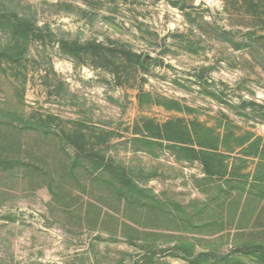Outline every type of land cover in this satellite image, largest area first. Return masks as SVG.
Instances as JSON below:
<instances>
[{
  "label": "rangeland",
  "instance_id": "obj_1",
  "mask_svg": "<svg viewBox=\"0 0 264 264\" xmlns=\"http://www.w3.org/2000/svg\"><path fill=\"white\" fill-rule=\"evenodd\" d=\"M254 1L0 0V155L40 169L0 165V264H264V0ZM16 15L31 33L14 30ZM69 161L113 163L160 210L126 215L98 197L102 224H86ZM50 183L80 199L50 212Z\"/></svg>",
  "mask_w": 264,
  "mask_h": 264
},
{
  "label": "trees",
  "instance_id": "obj_2",
  "mask_svg": "<svg viewBox=\"0 0 264 264\" xmlns=\"http://www.w3.org/2000/svg\"><path fill=\"white\" fill-rule=\"evenodd\" d=\"M228 1V0H227ZM230 1V0H229ZM236 3L240 6L246 5L248 8H257V4L254 0H235ZM4 16V15H3ZM254 18H257L255 16ZM258 19V18H257ZM11 25L13 26L15 31H21L23 33L29 34L32 32V24L28 18L25 17H18L16 15L15 17H12ZM19 44H11L5 51L6 54L10 56L11 61H18L19 58H11V55H15L16 57L22 53V50L15 51V48H17ZM62 47H67V44L65 42H62ZM99 48H102V46H97ZM14 54H10L13 53ZM125 52V51H124ZM16 53V54H15ZM22 55V54H21ZM128 59L129 61L139 66L140 68H147V65L145 63V56L142 54H137L133 52L132 50L127 51ZM0 119V124H2ZM30 128H36L35 124L29 123ZM21 125L25 126V123L21 122ZM8 128L11 129V131L16 133L19 129V124H8ZM48 131V130H47ZM6 150H11L15 144L9 143L5 145ZM14 149V148H13ZM21 149V148H20ZM80 158L77 157V161ZM69 165L67 166V172L69 173V176L71 178H74L75 181H78L80 183L81 192H84L86 197L89 199L88 203L84 205L85 209H82V212L80 213V217L83 218L82 220L85 221L86 224H95L98 227L102 224L101 216L100 215H94L93 210L98 209V206L95 205V202L98 201V197H104L105 199L109 201H114V198H117V205H118V211L122 214H126L129 212L132 208H138L140 210H144L146 208H155L156 210H160L161 203L156 199L153 201L155 205L147 204V191L142 188L140 185H138L132 178H130L126 171L123 169L113 170L111 167L113 166V163L105 164V162H99L97 163V166L95 169L90 170L89 167H81L79 163L77 162H71L69 161ZM0 165L5 166H14V165H23L26 167L27 170L33 169L36 171H40L38 167V163L32 159L27 160H21L18 157H15L12 154H8L7 156L0 155ZM113 168V167H112ZM112 170L110 173V176L107 177V171ZM83 173V174H82ZM44 176H47V179L50 181L51 175L49 171L43 173ZM81 177V178H80ZM50 182H53L51 180ZM105 183V185H101V183ZM97 183V184H96ZM52 183L48 184V187L50 189V194L52 196L51 204H50V212H53V210H56L57 207L63 208L64 206L63 202L66 201H75L80 199V193L74 191L73 189H68V187H58V192L53 189ZM107 203V202H106ZM111 203V202H109ZM62 204V205H60ZM107 205V204H106ZM151 205V206H150ZM103 206V205H102ZM101 208V207H100ZM98 209L101 210L102 209ZM77 210V209H76ZM76 210L72 212V215H75ZM124 228H131L130 221L124 222L123 226ZM121 227V228H122Z\"/></svg>",
  "mask_w": 264,
  "mask_h": 264
},
{
  "label": "water",
  "instance_id": "obj_3",
  "mask_svg": "<svg viewBox=\"0 0 264 264\" xmlns=\"http://www.w3.org/2000/svg\"><path fill=\"white\" fill-rule=\"evenodd\" d=\"M146 61V60H145Z\"/></svg>",
  "mask_w": 264,
  "mask_h": 264
}]
</instances>
